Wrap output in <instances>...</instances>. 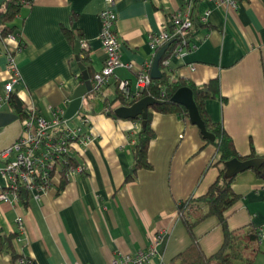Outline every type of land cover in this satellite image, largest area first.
I'll return each mask as SVG.
<instances>
[{
    "label": "crops",
    "instance_id": "1",
    "mask_svg": "<svg viewBox=\"0 0 264 264\" xmlns=\"http://www.w3.org/2000/svg\"><path fill=\"white\" fill-rule=\"evenodd\" d=\"M236 2L233 8L200 0L192 10L187 46L178 53V45L159 71L197 88L217 79L222 100L204 101L209 119L222 126L238 156H249L251 149L254 158L264 159V0ZM104 6V0H32L20 8L12 37L23 48L10 58L20 76L13 92L25 110L35 109L48 119L50 109L66 108L79 85L73 46L63 31L74 36L80 49L83 44L92 74L101 70L105 54L98 16ZM182 6V0H115L111 11L122 66L101 89L102 99H115L116 81H128L132 87L140 71L147 69L149 75L153 53L148 40L170 30L171 16ZM5 66L0 45V97ZM117 106L115 102L110 108ZM94 107L87 95L81 99L79 109L89 119L85 131L92 135L78 156L84 174L60 189L50 186L37 198L28 193L25 201L0 203V264H115L119 256L150 246L155 253L148 264H168L188 245L176 206L203 195L215 180L219 166H214L218 156L212 141L200 138L188 116L153 113V138L147 148L151 168L132 174L131 150L139 124L109 116L106 106L92 111ZM0 112L13 113L6 108ZM231 190L238 200L226 213L227 228L249 227L264 235L263 181L246 170L233 177ZM16 218L23 221L18 242ZM192 233L206 256L218 250L222 234L214 217L197 224ZM258 249L251 264H264V238Z\"/></svg>",
    "mask_w": 264,
    "mask_h": 264
},
{
    "label": "built area",
    "instance_id": "2",
    "mask_svg": "<svg viewBox=\"0 0 264 264\" xmlns=\"http://www.w3.org/2000/svg\"><path fill=\"white\" fill-rule=\"evenodd\" d=\"M183 6L175 11L169 21L170 30H163L152 35L148 40V47L153 56L165 43L173 39L181 38L184 32L193 28L192 10L189 0H182ZM233 8L237 7L236 0H212ZM105 6L99 13L100 28L98 38L105 54L103 67L95 73L91 79L93 91H99L110 83V77L114 69L121 67L119 60L120 44L114 33L115 15L111 11L115 0H104ZM207 16H202L204 21ZM16 46L19 40L12 35L7 37ZM185 41L179 42L178 53L184 49ZM83 44H82V46ZM82 48V49H83ZM2 46L6 57V82L2 87L0 97V111L9 110L8 97L19 85L20 76L10 55ZM147 68V67H146ZM147 69L137 74L135 82L131 87L128 81H116V91L123 102H134L142 98V93L150 84ZM65 106L50 109L49 118L44 119L37 114L35 109L24 111V116L19 120L21 131L18 139L12 146L0 152V203H13L18 200V189L26 194H32L37 198L50 186L59 187V182H68L75 175L85 172V165L78 160V156L86 150L91 142L92 135L85 131L89 119L80 109L70 118L64 119ZM103 110L101 113H105ZM76 123V124H74ZM16 242L23 232V221L21 218L15 220ZM259 241L264 238L258 231ZM159 237L157 235V240ZM155 253L154 247L150 246L145 251L133 255L119 256L115 264H148L150 257Z\"/></svg>",
    "mask_w": 264,
    "mask_h": 264
},
{
    "label": "trees",
    "instance_id": "3",
    "mask_svg": "<svg viewBox=\"0 0 264 264\" xmlns=\"http://www.w3.org/2000/svg\"><path fill=\"white\" fill-rule=\"evenodd\" d=\"M32 0H4L0 4V45L4 46L6 52L11 55L15 50H22V43L19 41L18 45L12 47L6 43L7 37L11 36L18 28L15 25L14 20L18 16L20 8L24 5H29ZM200 0H189L191 4V10H193L196 4ZM194 23V22H193ZM67 42L70 46H73L75 41L74 36L69 31H63ZM189 32H184L181 38L173 39L161 61L158 64V68L162 69V62L165 61L173 52V50L179 45L181 40L185 41V47L187 46ZM79 62L88 71L90 80L93 75L90 71V62L88 53L80 49L77 55ZM78 83H82L81 76L77 77ZM179 89H187L191 92L192 101L195 106L198 118L203 126L204 131L211 135L212 145L218 156L217 162L214 166H219L217 176L212 184L207 188L206 192L196 198H188L183 202H180L176 206L177 217L185 230L189 243L188 245L174 257H172L168 264H251L254 256L259 251L258 243L259 236L258 231L249 227H242L236 230L230 231L226 224V213L235 202L238 200V196L231 190V179H224V163L231 159L245 160L254 158L253 151L250 149V155L247 157H240L235 152L232 141L225 133L222 126L217 123H213L207 113L204 110V101L206 100H219V84L218 80L214 79L208 81L202 88H197L184 78L175 77L171 78L169 74H161L158 80H151L150 84L146 87L142 96L150 97L157 103L146 109V116L143 121H140L138 117L130 120L139 124L135 142L132 147V174L136 170H149L151 166L147 161V148L149 142L153 138V132L151 130V116L155 114H175L181 118H187V111L185 107L175 104L170 101L172 95ZM206 90V93H198L197 90ZM101 90L92 91L87 95V99L92 103H96L97 107L91 109L99 110L101 107H107L109 113L112 110L110 107L113 103L117 102L120 106H129L134 102L125 103L116 94L115 99L112 101H106L99 95ZM221 99V100H220ZM9 109L18 117L23 118L25 111V105L23 101L11 92L8 97ZM200 138L208 143L209 140L203 139L199 133ZM255 175L263 181L264 184V164H262ZM132 179L131 176H127L124 182ZM63 185V181L59 182V189ZM18 198L21 201L26 200V192L22 189H18ZM209 217H214L219 225L222 234L221 244L218 250L210 255L206 256L197 241L195 240L192 230L193 228ZM11 238L7 239L9 242ZM1 240V239H0ZM1 242V241H0Z\"/></svg>",
    "mask_w": 264,
    "mask_h": 264
},
{
    "label": "water",
    "instance_id": "4",
    "mask_svg": "<svg viewBox=\"0 0 264 264\" xmlns=\"http://www.w3.org/2000/svg\"><path fill=\"white\" fill-rule=\"evenodd\" d=\"M169 44L170 43H165L153 56L149 68V78L153 81L158 80L161 77L158 64L161 61L164 53L168 49ZM79 49L80 43L78 41H74L73 59L80 72L82 83L75 87V89L69 96L67 106L63 115L64 119H70L79 110L81 99L85 95L90 94L94 89L92 83H90L91 80L86 72V69L83 67V65H81L77 57ZM197 92L206 93V90L199 89L197 90ZM170 101L185 107L189 121L198 128L203 139L209 141L213 140L212 136L207 134L203 129V126L198 118L195 106L192 101L191 92L189 90H177L170 98ZM156 103L157 102L150 97H143L129 106L115 107L112 110L111 114L109 113L108 115H112L123 120H132L135 117H138L140 121H143L146 116V109ZM20 131L21 127L19 119L15 114L10 112H0V152L14 144V142L20 135ZM262 164H264L263 158H253L247 159L245 161L231 159L224 163L223 177L224 179H231L237 174L246 170H253L254 172H257Z\"/></svg>",
    "mask_w": 264,
    "mask_h": 264
}]
</instances>
